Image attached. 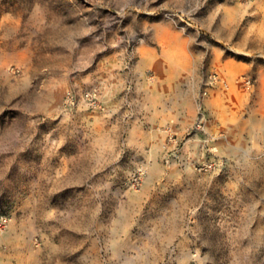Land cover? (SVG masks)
Listing matches in <instances>:
<instances>
[{"label": "rangeland", "instance_id": "374dc122", "mask_svg": "<svg viewBox=\"0 0 264 264\" xmlns=\"http://www.w3.org/2000/svg\"><path fill=\"white\" fill-rule=\"evenodd\" d=\"M0 67V264H264V0H0Z\"/></svg>", "mask_w": 264, "mask_h": 264}, {"label": "clouds", "instance_id": "9594fccd", "mask_svg": "<svg viewBox=\"0 0 264 264\" xmlns=\"http://www.w3.org/2000/svg\"><path fill=\"white\" fill-rule=\"evenodd\" d=\"M43 134L44 133H41L40 136H37L35 132H32L31 130H29V135L32 137V141L31 142L33 144V147L25 150V148L23 146H21L20 149H19V153L24 154V153H27L31 149H36L37 147H35V145L39 143V140L43 136ZM38 137H39V139H38ZM19 153H18L17 157L14 160V164L15 165H17L18 160L21 158V154H19ZM38 153L41 155V160H40V165H41L42 160H43V154L40 153L39 149H38ZM129 155H133V154L130 153ZM40 165H39V167H40ZM21 171H23V169H21ZM222 179H224V178H222ZM201 243H202V240L197 239L195 241V243L193 244V248L194 249H198L200 247ZM204 252L207 253L209 255V257H210L209 264H216V262L219 260V257L216 256V254H215L214 247H206V248H204Z\"/></svg>", "mask_w": 264, "mask_h": 264}, {"label": "bare ground", "instance_id": "6f19581e", "mask_svg": "<svg viewBox=\"0 0 264 264\" xmlns=\"http://www.w3.org/2000/svg\"><path fill=\"white\" fill-rule=\"evenodd\" d=\"M2 66V65H1ZM2 67H0V69H1ZM5 68V67H4ZM211 77H212V80H213V83H218L220 80H221V82L223 81V84H224V87H226V89L229 87L228 86V82L226 81V80H224L223 78H220L219 77V75H218V73H216V72H212L211 73ZM245 85L248 87L249 86V80L247 79V80H245ZM203 94H206V92L205 91H203ZM196 127H201L200 126V124H197L196 125ZM204 165H206V163L205 164H203V166Z\"/></svg>", "mask_w": 264, "mask_h": 264}, {"label": "built area", "instance_id": "2783aa9c", "mask_svg": "<svg viewBox=\"0 0 264 264\" xmlns=\"http://www.w3.org/2000/svg\"><path fill=\"white\" fill-rule=\"evenodd\" d=\"M85 95H86V98L90 101L91 104H93V105L96 104V93H95V91L87 92Z\"/></svg>", "mask_w": 264, "mask_h": 264}, {"label": "crops", "instance_id": "0c3cea01", "mask_svg": "<svg viewBox=\"0 0 264 264\" xmlns=\"http://www.w3.org/2000/svg\"><path fill=\"white\" fill-rule=\"evenodd\" d=\"M184 87H185V83H184V81L181 83V84H179V86H178V88H177V93L176 94H180V95H182V93L184 92Z\"/></svg>", "mask_w": 264, "mask_h": 264}, {"label": "snow or ice", "instance_id": "6c2138e0", "mask_svg": "<svg viewBox=\"0 0 264 264\" xmlns=\"http://www.w3.org/2000/svg\"><path fill=\"white\" fill-rule=\"evenodd\" d=\"M161 2H162V0H161ZM219 2L220 3H223L224 2V0H219ZM3 125L2 124H0V127H2Z\"/></svg>", "mask_w": 264, "mask_h": 264}]
</instances>
